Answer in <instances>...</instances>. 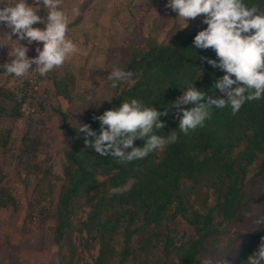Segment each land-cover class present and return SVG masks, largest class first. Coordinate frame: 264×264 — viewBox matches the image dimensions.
<instances>
[{"label":"trees","instance_id":"trees-1","mask_svg":"<svg viewBox=\"0 0 264 264\" xmlns=\"http://www.w3.org/2000/svg\"><path fill=\"white\" fill-rule=\"evenodd\" d=\"M246 3L264 11V0ZM202 27L206 25L198 17L165 43L146 39L140 50L130 49L120 67L133 71V80L115 90L105 80L109 99L102 105H89L87 113L78 117L79 123H91L98 130L94 115L133 97L162 110L181 95L186 80L211 92L213 89L207 88L223 73L200 61L201 55H215L211 49H193L194 36ZM3 31L8 30L0 26V35ZM7 54V47L0 49V63ZM53 74L40 76L39 101L27 119L35 124L51 112L58 118L64 136L63 178L52 219L57 264H80L71 238L74 230L85 233V245H98L92 264H196L200 255L219 243L227 226L247 214H253L252 220L264 215V197L257 207L251 191L255 179L264 175V99L247 102L237 115H232L230 108L217 109L205 126L191 135L180 133L179 140L163 150L121 163L85 146L83 134L77 135L79 125L70 120L74 79ZM12 78L0 77V160L6 161L11 151H17L12 130L20 117L17 96L9 88ZM43 80L51 82L50 95L42 90ZM162 119L167 126L157 130L158 134L179 132V120L173 119L172 112ZM143 143L136 141L138 146ZM19 146L17 176L23 159L28 160L29 154L36 158L37 148L29 129ZM26 169L29 171L28 165ZM251 171L254 173L250 175ZM47 174L44 172L34 185V203H41L40 186ZM5 177L0 164V208H9L15 201L1 184ZM114 187L120 192L112 194ZM79 213H85L83 220L77 218ZM183 224L192 229V235L180 231ZM262 241L264 225L254 224V231L239 245L232 264H247Z\"/></svg>","mask_w":264,"mask_h":264},{"label":"clouds","instance_id":"clouds-1","mask_svg":"<svg viewBox=\"0 0 264 264\" xmlns=\"http://www.w3.org/2000/svg\"><path fill=\"white\" fill-rule=\"evenodd\" d=\"M165 7L177 13L186 27L190 20L201 18L206 27L194 36L193 49H211L214 56L201 55L199 59L223 75L207 88H212L211 92L186 80L185 90L162 110L133 97L94 115L98 130L91 123L76 122L77 135L83 134L85 146L102 157L111 156L121 163L144 159L176 143L180 133L188 136L204 127L217 109L230 108L231 114L237 115L247 102L264 99V11L258 5L246 0H167ZM80 14L79 7L66 9L64 0H0V26L8 30L0 35V49H8V59L0 63V77L23 80L35 78L36 73L45 77L64 65L80 51L78 42L69 36L70 18ZM33 45L36 55L30 56ZM134 76L133 71L117 66L102 80L115 90ZM170 112L179 120V132L158 134L157 130L167 126L162 117ZM137 140L144 142L142 146ZM111 192L118 193L120 188ZM253 223L264 225V215L254 216ZM225 256L219 261L206 256L202 264H229ZM247 264H264V241Z\"/></svg>","mask_w":264,"mask_h":264},{"label":"rangeland","instance_id":"rangeland-1","mask_svg":"<svg viewBox=\"0 0 264 264\" xmlns=\"http://www.w3.org/2000/svg\"><path fill=\"white\" fill-rule=\"evenodd\" d=\"M166 2L167 0H64L66 9L79 7L81 12L78 16H71L69 33L82 50V57L74 70H81L82 79L85 80L83 85L77 81L78 90L75 94L71 91L73 98L70 103V120L74 124L80 122L79 118L84 112L87 113L89 105H102L109 99L110 88L102 79L113 67H120L127 61L130 49L140 50L146 39L165 43L173 33L186 27L184 21L177 18V13L165 7ZM193 21L190 20L188 26ZM129 46L132 48H128ZM65 67L68 66L64 64L51 72L61 78L63 72H67L68 68L63 69ZM88 67L92 68L94 76L88 77ZM48 83L50 85L45 87V93L50 95L52 85L50 81ZM97 93L100 95L97 96ZM90 95L92 99H89ZM28 129L36 144V158L29 154L28 160L23 159V168L19 172L21 174L17 176L15 172L19 145L22 135ZM12 137L13 148L17 151H11L7 161L0 160L3 175H6L1 184L15 198L11 207L0 208V264H57L58 249L53 244L52 219L56 195L63 178L64 162V136L58 118L48 112L44 121L33 124L29 119L18 117ZM27 165L29 171L26 169ZM44 172L48 174L45 183L40 186L41 203L37 204L31 201L32 191ZM252 173L254 171L250 175ZM251 191L258 207L264 197V175L255 179ZM194 199L195 196H192L193 201ZM194 203L198 208L197 201ZM252 217L253 214H247L227 226L219 243L210 246L206 254L200 255L196 264H202V259L206 256L219 261L224 255V259L232 264L238 255L239 245L245 243L249 234L254 231ZM77 218L83 220L85 213H79ZM181 230L187 235L193 233L185 224L180 227ZM71 238L76 249L75 259L80 264H92L98 245H85L84 232L80 234L74 230Z\"/></svg>","mask_w":264,"mask_h":264},{"label":"built area","instance_id":"built-area-1","mask_svg":"<svg viewBox=\"0 0 264 264\" xmlns=\"http://www.w3.org/2000/svg\"><path fill=\"white\" fill-rule=\"evenodd\" d=\"M33 67L35 66L33 65ZM39 80L40 76L38 73L35 74V78L30 77L23 80L17 78L11 79L9 88L17 96L21 119H27L35 112L36 104L39 101Z\"/></svg>","mask_w":264,"mask_h":264},{"label":"crops","instance_id":"crops-1","mask_svg":"<svg viewBox=\"0 0 264 264\" xmlns=\"http://www.w3.org/2000/svg\"><path fill=\"white\" fill-rule=\"evenodd\" d=\"M40 27H43V25H39ZM4 32V31H3ZM79 44V43H78ZM79 47H80V44H79ZM31 49L32 50H30V52H29V55L30 56H35L36 55V52H35V45H33V46H31ZM82 50H81V47H80V52H78V53H76L75 55H73L71 58H69L67 61H66V65L68 66V67H65V68H63V69H67L66 71L67 72H63V76L64 75H69V76H71L73 79H74V82H75V84L73 85V91L72 92H74V94L76 93V91L78 90L77 89V87L76 86H78L77 84V81L79 80V83H80V85H83V83L85 82V80L83 81V79H82V76H81V70H74V68H75V65H76V63L78 62V60H80L81 59V57H82V52H81ZM93 55V53L91 54V57H93L92 56ZM90 57V58H91ZM7 59H8V55H7ZM77 73V74H76ZM86 73H88V77H92V76H94L93 74V70H92V68H90V67H88V69L86 70ZM82 79V80H81ZM49 83H48V81H45V80H43L42 81V83H41V86H42V90H44L45 89V87H49ZM72 96V95H71ZM73 98V97H72ZM74 99H75V96H74Z\"/></svg>","mask_w":264,"mask_h":264}]
</instances>
